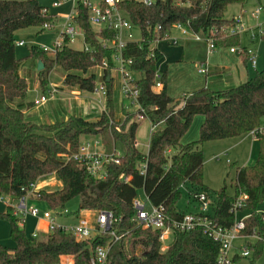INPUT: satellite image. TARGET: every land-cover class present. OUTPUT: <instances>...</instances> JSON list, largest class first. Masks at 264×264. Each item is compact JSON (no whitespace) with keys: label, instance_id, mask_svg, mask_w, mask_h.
<instances>
[{"label":"trees","instance_id":"1","mask_svg":"<svg viewBox=\"0 0 264 264\" xmlns=\"http://www.w3.org/2000/svg\"><path fill=\"white\" fill-rule=\"evenodd\" d=\"M243 2L153 0L145 5L138 0H119L118 8L139 33L137 40L126 42L121 49V55L131 60L128 70L137 89L135 111L125 113L121 121L114 119L112 79L104 78V107L98 119L89 121L70 115L51 124H33L14 103L23 99L27 90L25 79L17 74L18 64L27 58L40 61L42 67L36 70V77L42 93L54 66L64 72L63 85L93 92L97 79L93 72L87 71L105 61L103 72L109 73L113 49L103 46L99 39L113 40L114 32L104 28L96 30L87 21L86 8L77 2L72 22L81 30L88 51L72 48L64 40L54 51L31 45L27 56L16 58L15 32L26 27L41 32L44 26L52 28L57 17L38 0H0V195L14 201L25 194L30 184L54 174L60 187L52 191L36 190V200L50 209H62L65 203L78 198L73 215L82 210L110 211L114 218L110 231L118 237L114 239L109 232H104L76 240L71 233L54 228L30 238L12 215L11 206L5 205L0 220L8 224L13 247L0 244V264H61L62 256H69L72 264H90L95 248L101 246L108 247L106 264L216 263L220 245L201 227L173 230L166 248L160 251L159 231L142 228L132 221L131 201L136 197V190L142 189L151 205L163 207L168 222L180 218L186 213L176 206L183 183L189 184V198L200 191L209 196L211 191L202 183L203 143L247 133L264 118V68L233 87L223 90L203 87L174 99L166 94L165 73H156L160 53L151 47L154 27L159 26L155 33L161 36L169 33L175 23L183 24L202 38H213L214 47L237 45L235 35L227 36L221 29L234 24L233 17H224L226 7ZM261 25L260 39L264 41V22ZM245 49L241 47L240 53ZM156 77L162 84L159 89H154ZM136 115L147 119L152 127L145 154L135 147L134 136L139 124ZM196 115L202 117L197 138L181 144L182 135ZM84 135L98 136L105 152L114 151L116 143L123 147L117 163L105 165L103 178L92 176L73 158ZM256 139L259 147L254 163L231 166L233 194L226 193L223 181L220 188L212 191L211 211L208 208L204 214L211 223L228 227L234 219L229 210L233 198L238 194L246 196L243 211L248 215L243 218L240 235L254 237L252 242L245 239L243 244L250 251L248 264H256L264 250V212H258L264 208V135ZM169 150L172 152L168 157Z\"/></svg>","mask_w":264,"mask_h":264},{"label":"built area","instance_id":"2","mask_svg":"<svg viewBox=\"0 0 264 264\" xmlns=\"http://www.w3.org/2000/svg\"><path fill=\"white\" fill-rule=\"evenodd\" d=\"M62 1L66 0H57L51 3L52 6H60ZM72 3L73 12L65 17L64 24L58 33L56 40L53 44L51 51L59 49L64 40L68 44H71L77 36L82 40V46L80 49L88 51V46L83 42V36L81 30L72 22L73 16L76 14L75 5L77 2H80L87 10V21L92 26H97L96 30L104 28L106 30H111L114 32L113 40L100 41L105 47H110L113 49L111 53L112 67L109 70V73L105 74L103 69L106 67L105 61H102L101 65L94 66L98 73L94 71L93 74L97 75L98 80L93 92L99 93L101 96L104 95V85L102 80L111 78L114 79L111 75V71L115 70L119 75V91L120 94L128 98L132 104L137 108L136 96L137 89L135 88L131 74L128 70V66L131 62L130 58H124L121 55V49L124 47L126 42L135 40L133 38L132 29L134 28L129 20L126 18L123 11H121L117 4L119 0H97V3H91L90 0H68ZM142 4L149 5L153 0H138ZM264 10V2L256 3L252 9V15L257 18L259 13ZM45 11V10H44ZM234 24L228 28H222L221 30L226 33L227 36L239 35L243 32L248 33L250 40L260 38L263 33L261 23H255L254 28H248L243 19L242 15L238 14L233 17ZM43 29H48V26H44ZM159 26L154 27V38L151 41V47L159 41H167L170 44L177 43V37L169 33H164L161 36H158L157 32ZM171 30H177L181 34H189L195 40H203L207 45V51L211 52L214 49L213 38H202L197 33L192 32L186 26L180 23H175L172 25ZM170 30V31H171ZM18 46L24 45L20 40L16 43ZM230 51L241 52V48L230 47ZM245 52L250 54L249 62L251 66H254L253 55H251L250 49L246 48ZM197 72L201 74H206V68L200 65L197 68ZM161 82L158 77H156L154 87L159 89L161 87ZM54 93L53 89L47 91V94H42L38 97L37 100H34V104L44 103L49 95ZM142 119L141 115H136L135 120L140 121ZM151 127V125H150ZM118 130V128H115ZM152 127L150 128L151 131ZM251 137L255 138L259 135H264V118L260 121L259 125L252 130L247 132ZM101 142L99 140H94L93 142L84 141L80 143L77 152L73 155V158L80 161L86 171L94 177L103 178L105 176L104 167L109 162L117 163V156L119 154L112 152H105L104 150L98 151L96 147ZM61 158L66 159L65 156ZM142 172V169L141 171ZM34 184L29 185V189L25 192L24 195L18 197L16 200L12 201L9 197L5 195H0V202H3L4 205H10L12 208V215L15 216L17 223L23 227L24 220L26 217L32 218H41L46 222V233L52 231L54 228H58L64 232H69L76 240H81L87 237H90L94 234L109 232L113 235V232L110 231V226L114 221V218L110 211H93L94 217L90 219L88 215H78L72 223H61L58 222V217L67 215L68 212L63 208L50 209L44 207L43 209L38 208L37 206L29 203L32 200H36V194L34 193ZM147 203V209H145L144 202H141L136 197L131 201L132 207L134 209V215L132 221L141 226L142 228H150L152 230H158V241L160 243V251H163L167 246V241L173 230L178 231H188L195 227H201L203 232H205L209 237L219 243V252L216 258L215 264H236L233 254L231 253L233 241L238 237L248 238L247 236H241L240 232L244 228L242 216L239 219L235 218V213L242 211L246 196L244 194H238L233 198L230 206V212L233 213L234 219L231 225L228 227H223L217 224L211 223V220L206 217L204 214L208 211L210 201L209 196L204 192H196L190 198L197 205V210L195 212H186L183 213L180 218L169 220L165 215L164 209L161 205L154 206L151 205L146 197L144 196ZM258 212H264L258 210ZM37 232L33 231L29 234L30 238H35ZM114 236V235H113ZM117 236H114V239H117ZM252 238H254L252 236ZM108 247L101 246L96 247L94 253L89 259L90 264H106ZM249 251L245 247H241L239 255L242 257L248 256ZM61 264H72L71 258L69 256H62L60 258Z\"/></svg>","mask_w":264,"mask_h":264},{"label":"crops","instance_id":"3","mask_svg":"<svg viewBox=\"0 0 264 264\" xmlns=\"http://www.w3.org/2000/svg\"><path fill=\"white\" fill-rule=\"evenodd\" d=\"M259 1L261 0H245V2L237 5L238 12L232 14L230 17H234L236 14H241L245 25L248 28L253 29L255 22H264V19L258 22V16L254 19L252 14H250L252 13L251 11L255 4ZM38 2L47 8V5L42 3V1L38 0ZM170 34L175 35L178 38L176 44L173 45L167 41H159L153 45V47H155L160 53V58L155 64L156 73L158 75L163 72L165 73L166 94L170 98L176 99L182 93L191 92L203 87L210 90H223L242 83L249 77L247 70L248 60L246 59V62L244 63L242 54L229 50L230 47H252L257 39L250 40L246 31L239 35H235L237 45H218L217 47H214L211 52L207 51V45L203 40H195L189 34H181L177 30H171ZM241 35H243L246 44H242L240 40ZM69 46L71 47L70 44ZM36 63L37 60L28 58L22 60L17 67V74L25 79L27 90L25 97L21 100L15 101L14 103L22 111L26 120L33 124H51L56 121L65 120L70 115H78L89 121L98 119L99 114L104 107L103 96L96 92L94 93V97L89 96L87 91L80 90L77 87L63 85V71L57 73L61 80V84L57 86L48 81L45 86V93H42V89L38 86L36 77ZM200 65L206 68L205 75L197 72V68ZM57 68L59 67H54L48 73L47 80L50 73L52 74L54 71L57 72ZM251 68L254 69V66H251ZM97 73L98 70L96 71V74ZM96 79L98 80L97 75ZM50 89H53L54 93L49 95L48 99L44 103L34 104V100H37L42 94H47V91ZM31 93L33 94L32 97H30ZM55 93L58 95L56 99L52 97ZM111 98L113 116L117 121H121L125 113L134 112L136 109V106L132 104L128 98H125L120 94L119 82L114 81V79L112 80ZM201 121V116L196 115L193 117L189 128L180 139L181 144L188 143L197 138L198 128ZM138 122L139 124L140 122H144V124L142 125V128H140L141 126H139V124L136 128L134 136L135 147L137 149L139 139L143 140L142 144L145 146V151L140 152L145 154L147 152L151 127L147 119H141ZM97 140H99V137ZM204 145L206 146L204 147ZM258 147L259 145L257 139L251 137L248 133H244L237 137L205 142L203 143L202 152L205 148L208 149V152H212L211 157L213 159L220 160V158H224V162L227 166L232 168L233 166H247L253 164L257 155ZM96 150H104L103 145L100 143L96 147ZM170 151L171 150L168 152ZM203 155L204 153H202V162L204 163L205 159H203ZM47 179H50L49 185L47 184ZM59 187L60 181L56 180V176L54 174L46 175L34 183L35 190L41 189L44 191H52ZM30 202H33V200ZM186 203L191 209L184 212H195L197 210L195 202L187 201ZM4 209L0 210V212H3ZM259 210L264 211V208ZM84 212L86 211L82 210L78 213V215H82ZM78 215L68 213L67 215L58 217L57 219H60L58 222L61 223H72ZM26 225L30 228L28 235L26 236H29V234L33 231H36L38 235L40 233H46V222L41 218L26 217L23 229ZM7 231L9 236V227L7 228ZM245 239L249 240L250 237H238L233 241L231 253L234 257H237V259H235L236 262L242 258V256L239 255V252ZM0 244L8 248L13 247V242L11 245H5L6 243H2L0 241Z\"/></svg>","mask_w":264,"mask_h":264},{"label":"rangeland","instance_id":"4","mask_svg":"<svg viewBox=\"0 0 264 264\" xmlns=\"http://www.w3.org/2000/svg\"><path fill=\"white\" fill-rule=\"evenodd\" d=\"M39 1H42V3L47 5V9H48V12L50 14H53L57 17L56 23L54 24V26L52 28L44 29L41 32H38V29H35L34 27H26V28H22L20 31H17L13 37L14 44H15L14 53H15L16 58H22V57L27 56L28 49L31 45L38 46V47L43 48L47 51H51L53 48V44L56 40V37H57V35H58V33H59L60 29L62 28V25L65 21L64 17L70 15L73 12V10H72L73 5L68 0L62 1L60 6L57 8H55L51 5V3L53 1H57V0H39ZM90 2L91 3H97V0H90ZM263 2H264V0H261L257 3H263ZM237 5H238L237 3L229 4L226 7V10L224 11V17L229 18L232 14L237 13L238 12V6ZM247 10H249V9H247ZM236 15H238V14H236ZM253 18L256 19L254 16H253ZM263 19H264V10L259 13L257 21L260 22ZM93 27L96 28L97 26H93ZM132 33H133V38L135 40H137L139 38L138 30L136 28H133ZM20 40L24 43V45H22V46L16 45V43ZM240 40H241L242 44H246L243 35H241ZM70 45H71V47L76 48V49L81 48V38L79 36H77L75 38V40ZM252 47H249V49H250L251 55H253L254 69L251 68V64L248 61L247 70L249 73V77L253 76L255 71H260L264 68V41L257 38V40L252 45ZM234 48H236V47H234ZM238 48H241V47H238ZM240 54H242L243 59L245 58V60L246 59L249 60L250 54L248 52H244V53H240ZM54 67H57V66H54ZM94 71H97V69L96 68H90V69H88L87 72H94ZM59 72H62V70L60 68H57V72L54 71V72H52V74L50 73V75L48 77V81L54 85L59 86V84H61V80L57 74ZM111 75L114 78V81H117V82L119 81V75L117 74V72L115 70L111 71ZM154 89H157V88L154 87ZM94 93L95 92H88V95L94 97L95 96ZM32 96H33V94L31 93L30 97H32ZM57 96L58 95L56 93L52 95V97H54L55 99L57 98ZM143 124H144V122H140V124H139V126H141L140 128H142ZM97 139H98V137L94 136V135H84V136H81L79 140H80V143H82L84 141L93 142L94 140H97ZM142 142H143V140L139 139V145H138L137 149L141 152H144L145 146H144V144H142ZM207 144H210V143H207ZM205 146L206 145H204V147ZM202 147H203V145H202ZM114 152L117 154H122V152H123L122 145L119 143H116L114 146ZM171 152L172 151L167 152L166 155L169 157ZM202 153H204V155H205V156L203 155V159H205V162L204 163L202 162V183L208 189L211 190L209 192V201H210L209 211H211V203L214 200V193L212 191L220 188L223 185V181L225 183L226 193L228 195L233 194L234 170H233V168H230L227 166V164L224 162V158H220V160L213 159L211 157L212 152H208V149L205 148ZM56 180H58V179L56 178ZM47 181H48L47 184L49 185L50 179H47ZM188 187H189L188 183H183V185L180 186V189H179L180 190V198L176 204V206L179 210L187 211V210L191 209L189 207V205L186 203L187 201H191L189 198V195L187 193ZM136 198L138 200H140L141 202H144L145 209H147V203L145 201L142 189L136 190ZM29 203L37 206L40 209H43L45 207L44 204L38 200H33V202H29ZM77 203H78V198H73L70 201H68L67 203H65L63 209L66 210V212H68V213H74L77 210ZM4 206L5 205L3 202L0 203V210H3ZM90 211L91 210H86V212H84L82 215H84V216L88 215V217L90 219H93V217H94L93 211H91V212ZM246 214H247V211H245V210L236 212L235 218L239 219L242 216H245ZM59 220L60 219H58V221ZM0 226H1V228H0V241L2 243H6L5 245H11L12 240H10L9 236H8V231H7L8 225H7V223L3 220H0ZM29 229L30 228L26 225L24 228V232L26 235H28ZM249 241L252 242L253 238L250 237ZM249 256H250V253L248 256L240 258L236 262V264H248ZM256 264H264V250L261 252L259 258L256 260Z\"/></svg>","mask_w":264,"mask_h":264},{"label":"water","instance_id":"5","mask_svg":"<svg viewBox=\"0 0 264 264\" xmlns=\"http://www.w3.org/2000/svg\"><path fill=\"white\" fill-rule=\"evenodd\" d=\"M99 41H100V39H99ZM41 67H42V65H41L40 61H37V63H36V70L41 69Z\"/></svg>","mask_w":264,"mask_h":264}]
</instances>
